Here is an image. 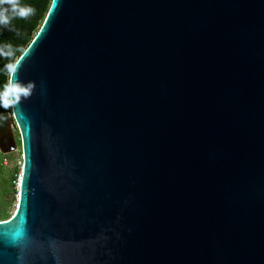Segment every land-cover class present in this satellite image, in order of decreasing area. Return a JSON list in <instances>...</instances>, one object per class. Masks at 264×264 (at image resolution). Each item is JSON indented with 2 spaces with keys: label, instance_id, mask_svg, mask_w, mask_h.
Listing matches in <instances>:
<instances>
[{
  "label": "water",
  "instance_id": "95a60500",
  "mask_svg": "<svg viewBox=\"0 0 264 264\" xmlns=\"http://www.w3.org/2000/svg\"><path fill=\"white\" fill-rule=\"evenodd\" d=\"M7 96L0 264H264V0H51Z\"/></svg>",
  "mask_w": 264,
  "mask_h": 264
},
{
  "label": "trees",
  "instance_id": "16d2710c",
  "mask_svg": "<svg viewBox=\"0 0 264 264\" xmlns=\"http://www.w3.org/2000/svg\"><path fill=\"white\" fill-rule=\"evenodd\" d=\"M14 2L19 6L31 9V11L26 16H19L17 23L0 24V125L6 120L9 111L7 84L11 67L38 30L51 0H14ZM2 3L5 4L4 8L9 7V3L7 4L3 0ZM18 172L19 168H14L11 175L12 193L15 192L14 185ZM4 216L3 213H0V218ZM6 219L8 217L2 220Z\"/></svg>",
  "mask_w": 264,
  "mask_h": 264
},
{
  "label": "rangeland",
  "instance_id": "374dc122",
  "mask_svg": "<svg viewBox=\"0 0 264 264\" xmlns=\"http://www.w3.org/2000/svg\"><path fill=\"white\" fill-rule=\"evenodd\" d=\"M21 155L19 133L11 118L10 111H8L6 120L0 125V213L5 215L0 218L1 220L5 217L9 219L15 210L16 182L21 170ZM14 168H19V172L16 175L15 192L12 193L11 185H13V182L11 175Z\"/></svg>",
  "mask_w": 264,
  "mask_h": 264
},
{
  "label": "clouds",
  "instance_id": "9594fccd",
  "mask_svg": "<svg viewBox=\"0 0 264 264\" xmlns=\"http://www.w3.org/2000/svg\"><path fill=\"white\" fill-rule=\"evenodd\" d=\"M8 8H0V24H7L9 22V13L19 16H26L31 9L19 6L14 0H8Z\"/></svg>",
  "mask_w": 264,
  "mask_h": 264
},
{
  "label": "flooded vegetation",
  "instance_id": "af4514ba",
  "mask_svg": "<svg viewBox=\"0 0 264 264\" xmlns=\"http://www.w3.org/2000/svg\"><path fill=\"white\" fill-rule=\"evenodd\" d=\"M4 7H5V4H3L2 0H0V8H4ZM18 17H19V15H14V14L9 13V22L7 23V25H9L11 23L12 24L13 23H17L18 22Z\"/></svg>",
  "mask_w": 264,
  "mask_h": 264
},
{
  "label": "built area",
  "instance_id": "2783aa9c",
  "mask_svg": "<svg viewBox=\"0 0 264 264\" xmlns=\"http://www.w3.org/2000/svg\"><path fill=\"white\" fill-rule=\"evenodd\" d=\"M18 183H19V182H18V180H17V182H16V188H17V186H18Z\"/></svg>",
  "mask_w": 264,
  "mask_h": 264
}]
</instances>
